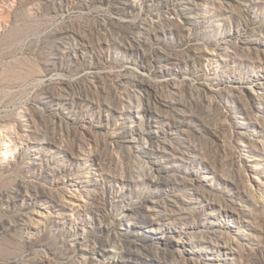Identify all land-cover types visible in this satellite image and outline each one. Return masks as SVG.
Listing matches in <instances>:
<instances>
[{"label": "rangeland", "instance_id": "obj_1", "mask_svg": "<svg viewBox=\"0 0 264 264\" xmlns=\"http://www.w3.org/2000/svg\"><path fill=\"white\" fill-rule=\"evenodd\" d=\"M0 264H264V0H0Z\"/></svg>", "mask_w": 264, "mask_h": 264}, {"label": "bare ground", "instance_id": "obj_2", "mask_svg": "<svg viewBox=\"0 0 264 264\" xmlns=\"http://www.w3.org/2000/svg\"><path fill=\"white\" fill-rule=\"evenodd\" d=\"M74 203V202H73ZM74 205V204H73ZM76 206H78V205H76ZM106 252H108V251H110L109 249L108 250H105Z\"/></svg>", "mask_w": 264, "mask_h": 264}]
</instances>
